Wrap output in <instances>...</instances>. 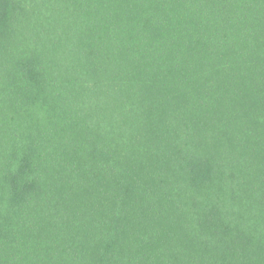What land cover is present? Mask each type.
<instances>
[{"label":"trees","instance_id":"obj_1","mask_svg":"<svg viewBox=\"0 0 264 264\" xmlns=\"http://www.w3.org/2000/svg\"><path fill=\"white\" fill-rule=\"evenodd\" d=\"M0 264H264V0H0Z\"/></svg>","mask_w":264,"mask_h":264}]
</instances>
